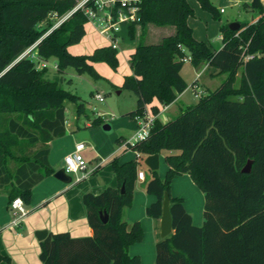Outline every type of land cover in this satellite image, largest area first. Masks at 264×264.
<instances>
[{
  "label": "trees",
  "instance_id": "trees-1",
  "mask_svg": "<svg viewBox=\"0 0 264 264\" xmlns=\"http://www.w3.org/2000/svg\"><path fill=\"white\" fill-rule=\"evenodd\" d=\"M80 2L0 0V189L7 188L8 206L15 198L29 205L33 188L53 174L47 144L65 134L66 104L76 105V118L84 114L85 103L46 80V68L37 64L55 59L60 74L72 68L93 78H99L93 64L103 61L112 70L118 65L116 49L110 46L91 55L68 52V46L81 42L85 34L84 9L55 25ZM196 2L212 19L220 20L211 0ZM243 9L256 11L258 19L239 23L237 31H231L229 24L222 26L218 50L192 36L187 19L193 17V10L186 0H141L139 22L125 27L132 39L134 27L140 26V38L129 57L132 73L121 84L136 96V108L128 114L132 119L145 110L157 116L158 105L172 104L187 89L181 75L185 57L193 68L206 63L216 74L226 75L218 88L196 104L182 107L177 117L165 124L156 118L148 138L127 148L141 159L177 152L166 154L164 178L152 171L145 186V193L156 197L145 210L149 218L160 220L163 194L170 197L173 231L156 242L155 264H264V6L251 0ZM148 24L173 27L174 33L146 45L143 32ZM89 122L101 126L104 119L96 116ZM247 161L251 168L243 174ZM139 163L109 162L118 187L81 198L93 235H48L39 241L40 264H141L139 256L128 254L129 247L143 238L141 225L135 222L128 227L122 219L123 208L132 205ZM182 174L205 198L200 227L192 224L183 201L170 196L172 179ZM103 213L108 215L106 223L100 219ZM1 262L8 264L10 259L0 254Z\"/></svg>",
  "mask_w": 264,
  "mask_h": 264
},
{
  "label": "crops",
  "instance_id": "crops-1",
  "mask_svg": "<svg viewBox=\"0 0 264 264\" xmlns=\"http://www.w3.org/2000/svg\"><path fill=\"white\" fill-rule=\"evenodd\" d=\"M186 1L192 8L193 15L195 13L206 22H210L208 16L203 14L201 7L196 0H194L193 3L190 0ZM260 1L264 6V0ZM211 3L216 7L219 14H225L226 10L235 11L237 14L245 11L256 16L254 19H251L250 23L255 22L258 19L256 11L243 9V5L250 4L251 0H211ZM228 18L230 17L227 15L225 18L227 19L226 23L235 20ZM187 20L188 27L192 30V36L194 39L197 37L195 35L196 26V31H199L198 35L200 36L196 40L203 41L204 39H211V37L214 36V32L208 34L207 26L203 30L200 25H195L196 22L192 23L190 18ZM163 29H168L163 37L170 36L174 33L173 27L155 28L153 26L148 27V32L156 35L160 33L159 30ZM217 35L221 44L215 49L211 47L213 50H218L222 46V36L220 35V32H218ZM119 36L118 46L120 41L124 42V38L127 37L125 27L121 29ZM104 46H110L109 42L107 41L105 45L100 47ZM134 47H132L131 51L128 52L130 53L127 61L128 64L129 57L134 50ZM92 67L94 68V64ZM194 69L196 75L194 80L190 83L191 85L196 82L197 78L207 72L209 67H207L206 63H204ZM131 73L129 75H131ZM215 73L216 72L213 71L210 76ZM123 79L113 81V84H117L119 87L121 86ZM187 89L180 95H177L175 101L170 105L161 107L156 101L153 102V105L159 106V112L156 117L161 123L165 124L167 121L177 117L182 107L194 105L182 100ZM96 116H103V114L99 115L98 113ZM84 117L88 119V122L83 128L79 127L77 122L80 117H75V123L72 125L67 124L66 120L64 136L56 138L47 144L50 152L48 156V163L53 169V174L45 177L38 183L37 186L33 188L31 203L29 205H25V210L27 211L26 218L24 219L21 227L18 229H12L9 227L12 222V217L7 201V188L0 189V254L9 257L10 262L8 264H40L39 241L35 237V232H39L40 230L46 231L48 235H55V233H68L73 238H87L92 236L93 231L87 222L85 207L81 199L82 196L86 193L98 195L106 187L114 189L118 187V182L116 181L113 169L109 165L111 160L117 159L119 163H126L134 160L144 161L146 158L142 157L141 159L137 152L125 150V148L121 145L122 142H117L118 138L128 140L125 137L120 136L116 139L115 137L101 136L99 131L94 129V127L98 126L90 125L89 121L93 118L90 119L87 116ZM102 118H104V116ZM85 130L89 135V139L85 141L77 140L75 134ZM79 142L84 143V149L82 150L81 155L86 162V169L79 172V174H75L77 176L74 180L72 179L70 185L63 184L53 178V175L57 170L63 167L64 158L74 152L75 145ZM163 153L158 154L159 169L156 171L159 172L157 175L160 179L164 178L168 170V166L165 165L164 162L165 155ZM139 172H142L143 178L141 180L136 179L132 194V205L129 208H123L122 219L128 227L135 222H139L141 229L143 230V238L141 242L129 247L128 254L130 256H139L141 264H155V244L157 241L162 239L160 236L159 220L153 219L152 217L149 218L147 214H145L146 208L156 202V197L145 193V186L151 178L152 171H149L147 167L143 169L139 166L137 173ZM170 196L183 201V207L185 211L190 214L192 224L195 227H200L203 221L205 198L187 174H182L181 176H177L172 179ZM0 264L6 263L1 262Z\"/></svg>",
  "mask_w": 264,
  "mask_h": 264
},
{
  "label": "rangeland",
  "instance_id": "rangeland-1",
  "mask_svg": "<svg viewBox=\"0 0 264 264\" xmlns=\"http://www.w3.org/2000/svg\"><path fill=\"white\" fill-rule=\"evenodd\" d=\"M192 3L194 0H190ZM202 10V9H201ZM203 14L208 16L210 22H206L200 16H197L195 13L192 18V23L196 22L195 25H200L201 29H205L207 26L208 34L213 33V37L211 39H204L202 42L206 43L208 46L212 48H218L220 46V41L218 40V32L222 26H227L229 23L237 22V23H250L251 19H254L256 16L251 14L250 12L242 11L237 14L235 11L226 10L225 14H219L220 20L211 19L208 13L203 11ZM229 16L228 19H235L226 23V16ZM232 17V18H231ZM154 25L148 24L146 25L143 32L144 43L147 44H156L159 42L161 37L166 34L168 29L159 30L160 33L153 34L148 32V27ZM43 28V27H40ZM197 26L195 28V35H198L199 31H196ZM85 34L82 37V41L78 44L68 46V51L72 54L76 55H91L94 49L99 48L102 45H105L107 41L99 36L95 31L93 25L87 21L84 25ZM140 26L134 27V34L132 37H125L124 42L120 41L118 49L116 53L118 54V65L115 70L110 69V67L103 61H99V63L94 64L93 70L99 75V78H93L91 75L85 73L83 75H79L72 68H67L65 73L60 74L55 70L56 61L55 59H51L47 62L46 75L45 79L48 81L56 82L57 86L62 88L63 90L70 92L73 95H76L80 98L81 103H85L84 114L79 118L78 125L83 128L85 124L88 122L86 119L87 116L90 119L95 117L96 115L103 114L105 120L101 126L94 127L97 129L101 136L107 137H115L116 139L120 136L127 138L128 140L133 136L134 131L136 130V123L134 119L130 118L128 114H130L136 108V96L134 93L124 90L121 86L113 84V81L122 80L123 76L126 77L131 73V69L128 64V56L137 40L140 38ZM122 38L121 36H119ZM129 38V39H128ZM26 50L24 53H27ZM23 53V54H24ZM182 77L184 81L188 84V89L185 92L182 100L184 102H188L190 104H196L198 99H194L192 97L191 90V82L194 80L196 72L193 67L189 64L184 63L182 67ZM214 71V69H209L205 72L201 77L197 78L195 84L198 85L199 89L205 94L212 92L216 88H218L222 82L226 79L225 74H214L210 76V74ZM130 76V75H129ZM241 77V70L238 71L236 75L235 87H238ZM102 95L104 98V102H96L93 98L95 95ZM202 97V96H201ZM75 104L68 102L65 107V119L67 120V124L75 123ZM108 125L109 129L104 130L103 126ZM100 136V137H101ZM88 140V139H87ZM166 154H177V152H164ZM139 166L145 169V165H143V161H140ZM159 173V172H157ZM79 174V173H78ZM72 179L74 180L77 175L70 174Z\"/></svg>",
  "mask_w": 264,
  "mask_h": 264
},
{
  "label": "built area",
  "instance_id": "built-area-1",
  "mask_svg": "<svg viewBox=\"0 0 264 264\" xmlns=\"http://www.w3.org/2000/svg\"><path fill=\"white\" fill-rule=\"evenodd\" d=\"M140 2L141 0H81L77 7L69 12L66 17L57 21L55 27L59 26L61 22L73 12L78 9H84L87 21L93 25L97 34L105 38L113 50H117L119 41L118 36L121 29L130 25V23L139 22L138 13L140 10ZM87 3L89 5L85 7ZM32 49L33 47L22 55L25 56ZM182 61L184 63H189L190 58L185 57ZM37 67L47 68V63L40 62L37 64ZM191 90L192 97L195 100L204 95L195 83L191 85ZM93 98L99 103L104 101L102 95L97 94ZM156 118V116L151 115L149 110H145L141 116H135L134 119L137 126L133 137L121 143L125 150H127L128 146H133V144L142 142L148 138L149 130ZM83 149L84 143L79 142L75 145L74 152L64 158L62 168H64L67 175L77 174L86 169V162L81 155ZM136 178L141 180L143 178L142 172L137 173ZM9 210L12 217V222L9 227L12 229L20 228L27 215L24 202L19 198L13 199L9 205Z\"/></svg>",
  "mask_w": 264,
  "mask_h": 264
},
{
  "label": "water",
  "instance_id": "water-1",
  "mask_svg": "<svg viewBox=\"0 0 264 264\" xmlns=\"http://www.w3.org/2000/svg\"><path fill=\"white\" fill-rule=\"evenodd\" d=\"M228 28L231 31H237L239 29V23H237V22L230 23L228 25ZM22 57H24V55H22L20 58H22ZM18 61L19 60L15 61L14 63H16ZM13 64H11L9 67H11ZM103 129L107 130V129H109V126L104 125ZM75 135H76L77 140H79V141H85V140L89 139V135H88L86 130L78 132ZM246 163H247L246 166L242 169L243 174H247L251 168L252 163L250 161H247ZM143 165H145L149 171L150 170L151 171H157L159 169L158 154H154V155H150V156L146 157L143 161ZM53 178L57 179L58 181L62 182L63 184H66V185H70V183L72 181V177L65 173L64 168L57 170L54 173ZM123 189L124 188L122 186L120 188L121 193L123 192ZM163 197L164 198L162 201V208H161L162 215H161L160 220H159V229H160L161 238H166L170 234H172L173 229L171 228V213H169V203H170L169 193L168 192L164 193ZM100 219H101L102 223H106L108 221V215H106L105 213L100 214ZM47 235H48V233L44 230H40L39 232H35V237L38 241L45 239L47 237Z\"/></svg>",
  "mask_w": 264,
  "mask_h": 264
}]
</instances>
